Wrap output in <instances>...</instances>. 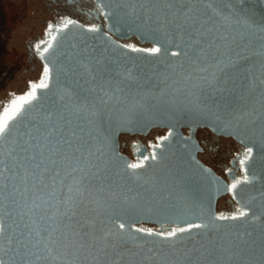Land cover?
I'll use <instances>...</instances> for the list:
<instances>
[{"label": "snow or ice", "instance_id": "1", "mask_svg": "<svg viewBox=\"0 0 264 264\" xmlns=\"http://www.w3.org/2000/svg\"><path fill=\"white\" fill-rule=\"evenodd\" d=\"M85 15L102 22L45 23L38 80L0 111V264H264V0H92ZM127 33L151 46L113 39ZM160 125L148 154L119 150L121 132ZM196 127L238 141V175L196 160Z\"/></svg>", "mask_w": 264, "mask_h": 264}, {"label": "flooded vegetation", "instance_id": "2", "mask_svg": "<svg viewBox=\"0 0 264 264\" xmlns=\"http://www.w3.org/2000/svg\"><path fill=\"white\" fill-rule=\"evenodd\" d=\"M38 2L41 8L44 9L48 18L44 21V27L47 21L55 20L58 13L69 14L72 18L78 19L82 23L89 21L96 23L102 22V18L93 20V18L85 15L86 11L92 7V0H38ZM120 43H133L137 47H150L149 45H140L133 38L120 41ZM27 50L29 53V62L32 64L40 62L42 64L31 48V44L28 45ZM166 132V130L154 129L145 136L120 135L119 143L121 152L126 155L130 161L135 160L138 153H135L132 147L134 142L139 146L143 154H148V152L151 151L148 145L150 143H155L156 137ZM187 135L188 131L182 129V136ZM194 137L198 145L203 149L197 153V158L202 164L215 172L222 180H227V176L224 172L226 168H232L234 174H239V164L238 161L234 160V157L238 152H242V147L240 145L231 138L216 136L207 129H197L194 133ZM234 206L235 202L231 199V196L226 194L217 200L216 211L230 213L234 210ZM141 226L158 228L154 225Z\"/></svg>", "mask_w": 264, "mask_h": 264}, {"label": "rangeland", "instance_id": "3", "mask_svg": "<svg viewBox=\"0 0 264 264\" xmlns=\"http://www.w3.org/2000/svg\"><path fill=\"white\" fill-rule=\"evenodd\" d=\"M47 19L38 0H0V111L10 94L38 80L42 64L29 62L27 47L43 38Z\"/></svg>", "mask_w": 264, "mask_h": 264}, {"label": "water", "instance_id": "4", "mask_svg": "<svg viewBox=\"0 0 264 264\" xmlns=\"http://www.w3.org/2000/svg\"><path fill=\"white\" fill-rule=\"evenodd\" d=\"M135 39L140 45H149V46H151V44H150V42H148V41H142V40H139V39H137L136 38V36L134 35V34H132V33H127L126 35H124V36H121L120 34H114L113 35V39L114 40H118L119 42L120 41H124V40H129V39ZM129 55L130 56H136L137 54H135V53H129ZM140 55H146V54H140ZM154 129H162V130H166L167 131V128L166 127H164L163 125H160V126H152V127H150V128H148L146 131H140V130H136V131H123V132H121L118 136H117V143H118V146H119V150L121 151V149H120V143H119V137H120V135H130V136H132V135H139V136H145V135H147L151 130H154ZM182 129H186L187 131H188V135L190 134L189 133V129H188V127H187V125H183V126H181V127H179L178 128V132H179V134L182 136ZM197 129H207V128H204V127H196L192 132H191V136H192V139L197 143V141H196V139H195V137H194V133L196 132V130ZM209 132H211L212 134H214V135H216L215 133H213L210 129H207ZM216 136H220V135H216ZM220 137H223V138H231V137H228V136H220ZM232 139V138H231ZM234 142H236L238 145H240L239 143H238V141H236V140H234V139H232ZM198 144V143H197ZM122 153V152H121ZM198 153V152H197ZM197 153H195V158H196V160L201 164V165H203L204 167H206L204 164H202L199 160H198V158H197ZM123 154V153H122ZM124 155V154H123ZM125 157H127L126 155H124ZM128 158V157H127ZM129 159V158H128ZM212 171V170H211ZM212 173L213 174H215L216 175V173L215 172H213L212 171ZM216 176H218V175H216ZM219 177V176H218ZM222 179V178H221ZM227 193H224V192H222L221 194H219L218 196H216L215 197V203H214V210L216 211V203H217V200L219 199V198H221L222 196H224V195H226ZM141 225H154V226H157V227H159V225L158 224H155L154 222H150V221H143V222H141V224H140V226Z\"/></svg>", "mask_w": 264, "mask_h": 264}]
</instances>
